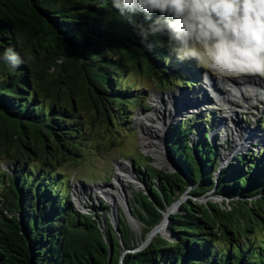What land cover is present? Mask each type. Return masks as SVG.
Returning a JSON list of instances; mask_svg holds the SVG:
<instances>
[{
  "label": "trees",
  "instance_id": "16d2710c",
  "mask_svg": "<svg viewBox=\"0 0 264 264\" xmlns=\"http://www.w3.org/2000/svg\"><path fill=\"white\" fill-rule=\"evenodd\" d=\"M9 46L27 63L16 71L0 65V160L11 162L0 169V264H264V236L255 241L264 232L262 153L237 154L221 167L219 137H209L206 122L198 134L190 121L166 130L172 174L132 158L147 186L127 204L143 227L138 239L125 212L113 224L106 205L78 211L60 182L59 168L98 148L84 122L90 109L126 128L141 103L122 85L127 74L146 72L165 88L188 85L172 74L165 48L144 49L108 0H0V53ZM184 195L169 216L174 240L157 235L136 250ZM210 196L229 208L196 201ZM120 247L129 251L123 257Z\"/></svg>",
  "mask_w": 264,
  "mask_h": 264
},
{
  "label": "rangeland",
  "instance_id": "374dc122",
  "mask_svg": "<svg viewBox=\"0 0 264 264\" xmlns=\"http://www.w3.org/2000/svg\"><path fill=\"white\" fill-rule=\"evenodd\" d=\"M173 60L175 59L169 62L171 69L175 70L172 74L177 76L180 82L188 83V85L183 84L180 87L168 85L165 88L155 76L146 72H131L125 76L122 85L133 87L134 91L141 96L140 105L128 115L125 129L120 125L109 126L101 120L100 114L96 115L93 112V109H90L89 115L85 114L84 122L94 136L93 144H98V148L91 149L92 152L85 154L79 162L68 161L59 168L62 175L60 182L67 181L71 202L76 210L86 213L91 211V208L106 205L109 207L108 219L115 224L119 217L118 210L125 212L126 202L129 204L133 192L142 190L147 193V186L142 177L144 172L140 169L142 172L140 174L132 158L140 162V165L146 163L152 167L156 164L140 144L143 132L152 136L158 129H163L165 132L163 143L166 151V130L176 126L181 120L190 121L193 127L196 126V134L199 130H207L208 126L209 137L218 135L221 167L232 163L237 154L259 156L262 153L257 162L264 165V78L225 77L221 79L210 75V78L206 80L202 75L205 70L197 68L193 62L175 60L174 64ZM183 70H188L189 73ZM192 72L199 73V76L194 79ZM181 74L185 77L182 78ZM169 97H175V102L179 105L175 111L166 110L169 109L168 106L164 109L165 111L162 109L163 105L165 107L169 104ZM230 112L236 113L232 119H236L243 129L237 131V137H233L228 126L220 125L222 118H228ZM144 117H148L153 122L157 120V125L153 126L146 122ZM202 121L208 125L204 126ZM145 129H148V132ZM247 135H251V138L258 141L248 140L244 148H235L238 140L248 139ZM145 157L151 158V164ZM10 164L9 160H0V169L7 170ZM119 166L126 167L130 178H124L125 175L117 171ZM120 179H123V185L118 187L115 184ZM100 188L103 189L100 190ZM117 195L120 196V200L117 199ZM209 195L212 193L210 192ZM212 197L210 196L208 200H212ZM186 198L187 196L184 195L180 200L185 201ZM203 199L201 197L196 201ZM178 209L174 212L177 213ZM128 224L133 236L138 239L143 232V227L135 221L128 220ZM161 232H164L168 238H174L169 231ZM262 236L264 232H256L255 241H260ZM144 241L138 240L136 250L143 249L141 244ZM120 251L122 257L129 252L123 247H120Z\"/></svg>",
  "mask_w": 264,
  "mask_h": 264
},
{
  "label": "clouds",
  "instance_id": "9594fccd",
  "mask_svg": "<svg viewBox=\"0 0 264 264\" xmlns=\"http://www.w3.org/2000/svg\"><path fill=\"white\" fill-rule=\"evenodd\" d=\"M144 49L167 50L168 60L193 62L204 79L264 78V0H108ZM162 38L158 45L150 38ZM59 62V61H58ZM27 63L9 46L0 65ZM54 70V69H53Z\"/></svg>",
  "mask_w": 264,
  "mask_h": 264
},
{
  "label": "bare ground",
  "instance_id": "6f19581e",
  "mask_svg": "<svg viewBox=\"0 0 264 264\" xmlns=\"http://www.w3.org/2000/svg\"><path fill=\"white\" fill-rule=\"evenodd\" d=\"M258 87V86H257ZM235 90V89H234ZM256 96V95H255ZM204 97H207V96H204ZM203 97V98H204ZM250 97V96H249ZM175 97H169V104H167L165 107L163 105L162 109L164 110L167 106L169 107V109H166V110H169V111H175V109L179 108V105L175 102ZM190 101V99L188 100ZM200 101V100H198ZM161 108V107H159ZM171 109V110H170ZM182 109V108H181ZM180 110V109H179ZM165 111V110H164ZM232 111V110H231ZM158 112V111H157ZM162 114V113H161ZM236 113H233V112H230L229 115H228V118H222L221 120V123L220 125H223L224 127L225 126H228L231 130V133L233 135V137H237L238 136V133L237 131L239 130H243L241 128V126L236 122V119H232L233 116H235ZM165 116V115H164ZM155 117V116H154ZM144 120L146 122H149L151 123V125L153 126H156L157 125V120L155 122H153V120L151 121L148 117H144ZM165 122V121H164ZM148 123V124H149ZM160 123V122H159ZM228 123V124H227ZM143 125V124H142ZM146 132H148V129H145ZM150 132V131H149ZM165 135V132L163 129H158L156 131L155 134H153L152 136L151 135H147L145 132H143V135L141 136V146L142 148L148 153V154H151L155 160V163L159 166L163 165L164 162H163V158H164V150H165V147H164V144H163V136ZM251 135H247L248 139L246 141L244 140H238L237 144H235V148H244L245 147V144L248 143V140H251V141H258V139H254L253 137L251 138L250 137ZM250 141V142H251ZM253 141V142H254ZM117 171L121 174H124V178H130L129 174H128V170L126 169V167L124 166H119ZM118 187H121L123 185V179L121 180H117L116 181V184ZM103 188H100V190H102ZM110 197V196H109ZM117 199L120 200V196L117 195ZM159 231H163V227H159L157 230H156V233L159 232Z\"/></svg>",
  "mask_w": 264,
  "mask_h": 264
},
{
  "label": "water",
  "instance_id": "95a60500",
  "mask_svg": "<svg viewBox=\"0 0 264 264\" xmlns=\"http://www.w3.org/2000/svg\"><path fill=\"white\" fill-rule=\"evenodd\" d=\"M164 144V143H163ZM164 154V158H163V162L164 164L161 165V166H156L157 164H153L152 167L159 171V172H164L166 174H172L174 172H176V168L173 166V164L170 162L169 158H168V155H167V152L164 150L163 152ZM150 156L153 158V156L150 154ZM150 159V164H151V158L148 157ZM154 159V158H153ZM155 162V160L153 161ZM162 167H165L166 169H161ZM182 198V197H181ZM180 198V199H181ZM213 199L209 201L213 202V203H217V204H220L222 209H226V208H229V201L227 199H224V198H218V197H212ZM178 200L177 202H174L170 205V207L167 209V211L162 215V220L160 221V223L158 225H156L151 231H149V233L146 235L145 237V241L141 244V248H145L151 241L152 239L157 236V235H160L164 238H166L167 240L169 241H173L174 238H168L167 236L164 235V232H157L156 233V230L159 228V227H163V230L164 231H168V224L170 222L169 220V216L172 215V214H175L174 210L175 209H178V207L181 205V203L183 202L182 200ZM208 199H203L201 201H199L198 203L200 204H203L207 201ZM125 215L127 217L128 220L130 221H133L131 216H130V212H129V209L127 208V202H126V205H125ZM170 235H172L170 233Z\"/></svg>",
  "mask_w": 264,
  "mask_h": 264
}]
</instances>
